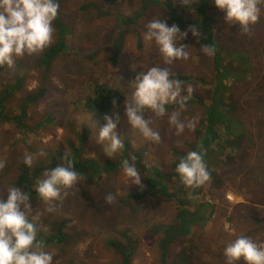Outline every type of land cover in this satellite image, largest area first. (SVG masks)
<instances>
[{
	"label": "rangeland",
	"instance_id": "obj_1",
	"mask_svg": "<svg viewBox=\"0 0 264 264\" xmlns=\"http://www.w3.org/2000/svg\"><path fill=\"white\" fill-rule=\"evenodd\" d=\"M58 3V17L68 29L65 32L68 33L67 50L52 61L47 73L38 65L44 51L17 59L14 68L0 67V98L3 89L10 90L3 103L8 119L0 120V159L6 162L0 171V196L5 200L6 191L14 186L21 166L31 173L35 167L48 165L52 160L50 156L69 154L70 148L77 146L83 131L87 134L81 146L84 159L100 163L103 160L121 162L122 158L128 160L137 155L141 163L154 165L163 173L169 172L175 162L172 152L191 151L195 132L204 120L201 105L188 101L181 118L197 121L196 127L192 131L186 128L177 136L174 127L168 123V116L178 108L167 111L168 115L156 118L152 125L161 135V142L154 144L133 129L124 114L125 103L131 101L134 92L133 80L139 72L152 66L169 67L173 78L181 80L184 87L191 86L199 99H203L204 92H210L214 79L212 66L210 58L200 52L202 45L189 40L186 46L190 49V58L169 66L163 63L155 44H146L143 39L145 25L153 18L165 19L169 26L174 24L166 17L169 14L167 7H174L175 13L177 10L184 12V17L190 19L191 8H182L180 0H59ZM89 4L98 6L102 13L97 15ZM137 12H140L139 18L129 25H119L114 16L127 17ZM176 25L183 32L189 29ZM215 26V39L223 49V65L226 62L233 70H238L237 81H229L228 93L233 100L229 123L231 136L240 134L241 150L239 157L232 155L233 151L205 160L209 164L208 170L218 174L221 183L209 182L200 187L196 200L206 203L201 205L203 216L192 227L190 236L168 246L165 259L170 264L175 263L174 255L180 252L187 255L192 246L194 250L188 264H225L224 248L240 234L264 244V221H261L264 219V87L260 86L264 83V15L253 26L251 36L242 34L239 26L227 24L223 18L220 22L216 18ZM57 35L55 32L54 40ZM116 36L120 40V51L111 63L109 57L113 54ZM91 54H94L92 58ZM242 55L244 60L240 61ZM241 75L244 78L239 81ZM16 80L19 86L13 91L10 86ZM198 80L205 82L204 85ZM97 82L113 84L123 98L120 108L112 109L109 114L119 117L117 134L125 141L124 149L112 157H107L103 146L97 142L99 129L105 123L103 117L108 114L93 115L81 103L89 94L88 87ZM38 89H44V94L22 110L19 127L13 119L20 114L22 103ZM149 117L150 114L145 113V119ZM57 127L64 129L62 135L57 136ZM49 135L53 139L45 144L43 139ZM41 150L47 153L45 157L37 158L31 167L23 163L26 153L35 154ZM141 178L143 180L142 175ZM77 187L79 191L69 190L64 201L52 211H47L48 205L42 200L31 198L30 218L34 221L40 216L66 221L68 241L61 248L53 243L46 247L53 254L55 264H120V256L109 243L126 247L125 237L134 244L131 264H160L158 227L172 223L173 202H163L153 196L140 201L133 199L129 195L143 188L131 184L124 176L122 166L115 172L105 173L98 181L87 183L82 180ZM108 193L115 196L112 205L105 202ZM237 196L253 208L244 206ZM254 211L256 221L249 224ZM240 215L242 219H238Z\"/></svg>",
	"mask_w": 264,
	"mask_h": 264
},
{
	"label": "clouds",
	"instance_id": "obj_2",
	"mask_svg": "<svg viewBox=\"0 0 264 264\" xmlns=\"http://www.w3.org/2000/svg\"><path fill=\"white\" fill-rule=\"evenodd\" d=\"M187 8L192 7V0H180ZM215 7L224 13L227 24L239 26L241 33L251 36L252 28L264 15V0H214ZM58 0H0V67L5 65L14 68L16 60L25 56L41 54L54 43V21L59 15ZM143 39L154 43L163 58L165 65H173L177 61H187L190 49L179 44L187 38L190 31L199 41L200 32L197 26H190L181 32L176 24L168 25L165 19L153 18L145 25ZM179 45V46H178ZM200 52L213 57L215 47L204 44ZM169 67L152 66L145 72H139L133 80L134 92L132 99L125 103V116L133 129L154 144L161 142L159 131L152 125L156 118L168 115L167 106L176 104L177 111L168 116V123L174 127L175 134L180 136L185 129L192 131L197 121L181 118L186 111L187 103L193 95L191 86L184 87L181 80L173 78ZM115 105V101H113ZM41 110L44 106L41 105ZM145 113L150 117L145 119ZM105 123L99 129L97 142L103 146L107 157L124 149L125 141L117 134L119 117L109 115L103 117ZM64 129L56 128L57 136ZM53 137H45L43 142L49 143ZM47 155L43 150L38 153H26L23 163L31 167L37 158ZM124 176L132 185L143 188L142 178L134 164L125 159L121 161ZM6 162L0 159V171ZM176 172L182 183L189 189H198L210 182L211 173L204 159L202 150L189 151L180 159ZM84 178L74 170L72 162L66 154L63 163L46 170L38 178L34 190L38 197L48 205L47 211H52L68 196L69 190L76 189ZM7 199L0 196V264H55L54 256L46 250L43 240H38L40 229L31 217L32 204L27 192L19 187H9ZM108 205L115 203V196L108 193L105 196ZM223 255L225 264H264V244H258L252 238L243 234L236 235L228 242Z\"/></svg>",
	"mask_w": 264,
	"mask_h": 264
},
{
	"label": "trees",
	"instance_id": "obj_3",
	"mask_svg": "<svg viewBox=\"0 0 264 264\" xmlns=\"http://www.w3.org/2000/svg\"><path fill=\"white\" fill-rule=\"evenodd\" d=\"M115 2H119V0H115ZM88 7L94 9V12L97 15L102 13V9H100L98 6L89 4ZM182 8L187 7L182 5ZM190 8L192 9L191 19L189 17L185 18L184 12L177 10V13H175L174 7H167L169 14L166 15V17H169L170 22L184 26L185 29L189 28L190 26H197L200 32L199 41L196 37H193L189 31L187 38L179 41V44L186 45L188 41L192 39V41L197 42V45L209 44L216 49V53L213 57L207 56L211 61L212 78H214L211 82L210 92L208 94L204 92L203 97H201L203 99L197 98L196 94L193 93L189 100L195 103L198 102L205 114L203 122L199 125V129H197L195 132V139L190 144V148H192L191 151L202 150L204 152L205 160H209L208 158L210 156L215 158L221 153L232 154L233 151L234 153L232 155L237 154L239 157L238 152L241 150V144L238 137H240V134L237 136H231L229 121L233 111V100L228 93L229 81H237L236 75L238 70H236V68L233 70L232 67L228 66L226 62L223 65V62L221 61V57H224L222 54L223 49L220 48L218 42L215 39V34H217L215 19L217 18V20L220 22L222 18L224 19V13L215 7L214 0H192V7ZM104 14L106 15L107 11ZM114 16L116 17L115 19L118 21V24L123 26L134 23L139 18L140 12L133 13L127 17H120L116 14H114ZM62 24V21L59 19V17H57L53 23V27L58 35L54 40V43L44 50L43 54L38 60V65L43 69L44 73H47L52 61L64 54L67 50V43L65 40L68 33L65 34V32H68V29L65 28L66 25L63 26ZM181 32H183V30H181ZM117 36L120 37V34H117ZM119 37L116 38L117 40H115L113 45V57H116L120 51ZM93 56L94 54H91L90 57L92 58ZM113 57H110L111 61L114 60ZM83 58H88V56H83ZM240 59V61L244 60L243 55ZM231 71H233V74L230 73ZM243 78L244 75H241L239 81ZM118 83H120V81H118ZM198 83H202L204 85L205 82L198 80ZM18 86L19 81L16 80L15 83L10 86V89L14 91L18 88ZM260 86L264 87V83ZM88 90L89 94L82 99L81 103L83 108L93 115H109L112 109L120 108L123 102V98L119 89H117V87L113 84L97 82L88 87ZM9 94L10 90L3 89V97L0 98V120L2 121L8 119L4 113L3 103ZM43 94L44 89H38L35 94L31 95L26 101L22 103L23 106H21L20 114H18L17 117L13 119L16 125L19 127L21 126L19 115L23 113L22 110H24V108L26 109L30 107V104L43 96ZM256 96L258 95L256 94ZM113 101H115V105L113 104ZM177 108L178 106L176 104H170L167 106V111ZM86 136V132L83 131L78 138L77 146L71 147L70 153L67 155L73 164L74 170L84 178V181L86 180V182L89 183L98 181L105 173L115 172L120 166H122V164L121 162L117 161L109 162L103 160L100 163L93 159H84L81 156V146ZM172 153L175 156V162L172 165V169L166 173L161 172L160 169L154 165L149 166L141 163L140 157L137 155L128 159L130 163L135 165L139 173L143 176L142 181L144 186L142 191L129 196L139 201L145 197L153 196L157 197L163 202H173L175 207L172 223L170 225L158 227L161 236L158 243V248L160 251V264H170L165 259L168 246L184 237H187L188 235L190 236L192 227L198 223V221L203 216L201 205H206V203H198V200H196L200 194V188L195 190L187 188L182 183L179 175L176 172L177 164L179 163L180 159L186 156L187 153H180L177 151H173ZM61 156L62 155L60 153H56L55 156L53 155V157L50 156L52 160L48 165L35 167L32 169L31 173L21 166L19 168L16 181L14 182V186L19 187L27 192L30 198L41 200L34 190L35 182L38 178L43 176V173L46 170L55 168L62 164V158L65 155L63 157ZM125 159L126 158H122V160ZM54 161L57 163V165L54 163ZM207 166L209 169V164H207ZM209 172L211 173L210 182L212 184H220V176L218 174L215 175V172L213 171L209 170ZM207 216L205 215V218H207ZM39 218L40 219L34 221L37 224V227L43 228V231L40 230L38 233L41 234V239L38 240H43L45 247H48L53 243L61 248V246H63L69 239L68 234L65 232L66 221L63 219L61 221L56 219L48 220V218H42L41 216ZM124 239L126 241V247H122L120 244H116L114 242H110L109 245L120 256V264H131L134 244L127 237ZM192 250H194L193 246L191 249H189L187 255L182 252L174 255L172 260L175 263L173 264H188V259Z\"/></svg>",
	"mask_w": 264,
	"mask_h": 264
},
{
	"label": "crops",
	"instance_id": "obj_4",
	"mask_svg": "<svg viewBox=\"0 0 264 264\" xmlns=\"http://www.w3.org/2000/svg\"><path fill=\"white\" fill-rule=\"evenodd\" d=\"M249 197V199H251V197L250 196H248ZM237 198H240L239 196H237ZM241 200H242V204H244V206H248V207H250V203H247V202H245L244 200H243V198H240ZM252 200V199H251ZM252 206V205H251ZM251 208H253V206L251 207ZM256 213H255V211L253 212V215H252V217H251V219L250 220H248V222H249V224H252V223H255V218H256V215H255ZM242 217V215H240L239 216V218L238 219H242L241 218ZM262 217H264V215L262 216ZM261 221H264V219L263 220H261ZM220 226H222L221 224H220ZM220 228V227H219ZM244 232H248V231H246V229H244ZM246 236V235H245ZM241 264H244V262H242Z\"/></svg>",
	"mask_w": 264,
	"mask_h": 264
},
{
	"label": "flooded vegetation",
	"instance_id": "obj_5",
	"mask_svg": "<svg viewBox=\"0 0 264 264\" xmlns=\"http://www.w3.org/2000/svg\"><path fill=\"white\" fill-rule=\"evenodd\" d=\"M110 57H113V56H112V55H110ZM110 57H109V61H110L111 63H114V61H115V59H116V58H115V57H113V58H114V60H113V61H111V60H110Z\"/></svg>",
	"mask_w": 264,
	"mask_h": 264
}]
</instances>
